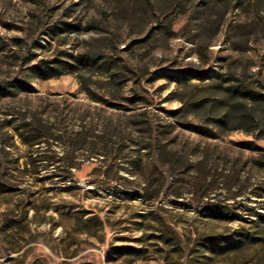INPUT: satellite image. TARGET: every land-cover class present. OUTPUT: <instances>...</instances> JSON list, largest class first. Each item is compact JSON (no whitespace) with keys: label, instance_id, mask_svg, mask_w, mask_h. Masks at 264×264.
<instances>
[{"label":"rangeland","instance_id":"rangeland-1","mask_svg":"<svg viewBox=\"0 0 264 264\" xmlns=\"http://www.w3.org/2000/svg\"><path fill=\"white\" fill-rule=\"evenodd\" d=\"M253 16L222 0H0V82L29 81L0 98V264H192L205 239L229 248L203 264H264V239L233 246L238 234L264 237L252 214L264 213V135L186 128L202 121L193 102L212 82L184 71L264 93V39L233 44L235 23ZM90 53L137 73L19 69ZM145 109L174 119L165 147L143 132ZM22 123L40 135L33 146Z\"/></svg>","mask_w":264,"mask_h":264},{"label":"trees","instance_id":"trees-1","mask_svg":"<svg viewBox=\"0 0 264 264\" xmlns=\"http://www.w3.org/2000/svg\"><path fill=\"white\" fill-rule=\"evenodd\" d=\"M224 6H231L236 8L244 14L249 12L253 13V17L248 20L247 18L235 23L234 27L238 30L236 33V39L233 43L235 46L239 44H245L250 39V36L255 38L264 39V0H222ZM253 34V35H252ZM40 36H46V33H41ZM70 61L54 58L47 61H39V63H30L32 57L21 61L19 69L28 72L25 76L38 77L43 79H49L60 76L63 72H71L76 74L79 71L93 72L96 71L101 75H106L110 82H114L116 77L119 76V70H122L121 74L128 72L137 73L136 70L128 69L127 67L120 66L115 62V58L112 59H100L94 53L85 54L81 57L66 54ZM125 68V71H124ZM124 78V77H123ZM198 79L200 81L210 80L211 88L208 93L196 101L193 102L194 110H201L205 112L202 117V121L199 123H188L186 128L195 134L205 137H214L219 131L225 130H244L246 133H259V137L264 135V93L255 90L254 87L248 83L239 82L234 85H226L223 80L225 76L216 74L213 76L207 75L201 71L194 73L193 71H184V81L189 79ZM124 82L129 80L126 76L123 79ZM233 80V79H229ZM235 80V79H234ZM230 82V81H229ZM29 85L28 79L24 77L22 79L15 76L13 79H5L0 82V98H13L22 88H26ZM114 89V88H112ZM137 94V93H135ZM147 104L144 95L140 96ZM177 112L185 114L187 109L181 108L180 110H169L167 113L169 116L174 117ZM150 112L145 109L141 115L143 116V128L145 134L150 135L151 144L157 146L158 142L165 147L166 143L170 142V136L174 130V119L169 121L158 123ZM20 130H24L26 133H31V139H25L22 137V142L29 146H33L37 140L40 139V135L36 133L35 129H32L29 124L22 123ZM42 128V127H38ZM35 130V131H34ZM248 145H252L251 141H247ZM1 150L6 152L8 145L6 143H0ZM7 169V164L0 161V170ZM1 186V184H0ZM6 186L0 187V192L6 190ZM254 216L261 218L264 222V213L254 212ZM259 234V232H255ZM264 239L261 236H249L248 234H238L234 248H240L245 242L254 243L257 240ZM229 248L227 239H205L198 243L197 247L193 248V254L190 257V263L197 262L203 264V261L199 257H205L206 252H224Z\"/></svg>","mask_w":264,"mask_h":264}]
</instances>
